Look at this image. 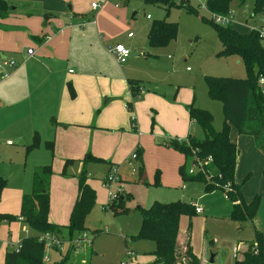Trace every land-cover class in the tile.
Masks as SVG:
<instances>
[{
  "label": "rangeland",
  "instance_id": "1",
  "mask_svg": "<svg viewBox=\"0 0 264 264\" xmlns=\"http://www.w3.org/2000/svg\"><path fill=\"white\" fill-rule=\"evenodd\" d=\"M91 2L101 4L102 0H66V7L70 6L72 10L75 4L79 15L58 17L60 14L57 12L53 15L65 21L75 18L76 25L82 21L86 23V18L94 19V13L90 11ZM109 3L106 9L110 18L96 26L105 27L109 34L110 40L104 42L110 46L108 48L121 43L130 50V55L125 62L118 63L109 52L111 57H103V63L115 80L120 82L122 77L129 78L140 86L139 95L132 99L130 94V100L124 102L123 114H130L126 117V126L122 125L118 130L95 128L91 136H86L82 126L60 124L54 112H49L44 105L34 104L38 103L32 93L34 81L18 75V72L31 67L34 57H28L26 53L27 48L34 49L31 38L30 44L23 46L20 53L1 52L6 60L15 62V67L8 69L0 59V71L5 69L10 74L7 78L0 76V176L6 180L0 195V214L18 216L21 196L32 189L35 168L50 165L48 220L62 228L61 249L51 245L45 247V254L51 261L62 253L67 254L64 264H121L124 261V264H149L155 245L152 240L138 237L141 216L136 207L148 208L154 202L180 200L202 208L200 213L190 217L182 214L179 218V230H190V243L195 255L198 258L206 255L207 264H213L210 256L216 253L215 263L233 264L234 247L239 239L254 238V230L259 228L264 235L263 177L257 180L252 172L254 178L251 176L249 183V176L235 180L244 181L243 187L247 186L260 199L252 221L255 226L251 223L239 225L228 217L231 200L221 190L206 191L201 181L187 176L182 178L178 169L184 160L179 158L180 164L172 168L173 160L155 151V146L166 136L185 140L189 132L197 139L203 138L202 128L189 120V105L207 110L212 115L213 128L221 130L225 126L222 102L208 97L205 77H244V68L234 56L216 54L221 45L212 26V15L206 8L207 0H169L164 4L110 0ZM185 5L196 12L187 11L183 7ZM72 11L75 12V8ZM30 13L35 12L32 10ZM226 16L231 27L240 33L262 28L264 0H230ZM159 20L175 24V37L164 46L150 47L148 30L153 22ZM2 25V30L8 27V24ZM93 27L95 29V24ZM17 30L26 31L21 26ZM128 32L133 33L132 38L127 37ZM68 68L74 69L72 66ZM84 68L91 70L88 64ZM106 101L107 98L102 96V105ZM101 108L100 105L97 109L100 111ZM229 129L241 134L234 126L230 125ZM136 143L142 146L143 151L146 150V165L143 162L146 183L138 180L137 161L130 158ZM87 153L114 162L113 166L119 168L118 180L108 185L104 174L109 165L88 160L85 158ZM195 164L187 163L185 173L189 167L195 172ZM158 169L161 178L159 184H154V174ZM80 171L93 189V201L83 219L85 229L68 237L66 226L76 199ZM242 191L246 200L252 198L245 195V189ZM115 198L119 200L112 203ZM120 207L127 210L118 211ZM33 233L25 223L2 219L0 264H3L5 251L14 249L23 234ZM83 233L85 239L82 238ZM127 250L132 253L130 258L126 256Z\"/></svg>",
  "mask_w": 264,
  "mask_h": 264
},
{
  "label": "trees",
  "instance_id": "2",
  "mask_svg": "<svg viewBox=\"0 0 264 264\" xmlns=\"http://www.w3.org/2000/svg\"><path fill=\"white\" fill-rule=\"evenodd\" d=\"M144 1L164 4L169 0ZM229 1L207 0L206 8L211 14L226 15ZM183 7L191 13L196 12L189 5ZM12 10L13 0H0V21ZM212 26L221 45L216 54L224 57L234 56L242 64L245 72L244 77H205L208 97L222 102L225 126L221 130H215L212 126V115L207 110L189 105L188 117L202 128L203 138L197 139L190 134L185 140L169 139L164 141L163 145L184 156V163L179 168L182 178L187 176L188 179L201 181L206 191L221 190L224 196L231 200V212L228 217L237 224H249L253 221L260 199L255 195L250 200H246L241 190L244 181L236 182L234 179L238 150L231 142L228 131L231 125L239 133L250 136L255 147L264 156V83L258 84V79L264 77V41L259 36L258 30L244 34L234 30L231 24L222 25L212 21ZM175 33L174 23L165 20L155 21L148 30V45L164 46L175 37ZM128 85L131 98H136L140 90L138 82L129 79ZM86 157L90 161L106 163L109 168L115 165L91 154ZM130 158L137 161L138 180L146 183L143 178L142 148L139 145L132 151ZM198 161L202 164L201 170L198 168L195 174L185 173L187 163L190 165ZM83 169L84 165L81 171ZM51 176L50 165L36 167L32 176L31 191L21 196L18 216L0 214V221L17 220L20 217L22 222L34 232L19 239L18 249L6 250L3 264H64L66 262L67 254L58 253L55 261H51L45 254L46 245L61 249L44 239L45 234L62 242V228L48 220ZM262 177L264 179V167ZM77 181V195L66 226L68 237H71L73 232L77 233L85 229L83 219L93 201V189L86 182L83 172ZM154 184H159L158 170L154 174ZM5 185L6 180L0 176V195ZM118 200V198L112 199V203ZM120 209L118 211L127 210L125 207ZM136 209L141 216L138 237L152 240L155 245L151 252L153 258L149 264H200V259L195 255L190 243V230L186 232L179 230V218L182 214L189 217L196 214L194 204L177 200L165 203L154 202L148 208L139 206ZM233 264H264V237L260 230H254L252 239L237 241Z\"/></svg>",
  "mask_w": 264,
  "mask_h": 264
},
{
  "label": "crops",
  "instance_id": "3",
  "mask_svg": "<svg viewBox=\"0 0 264 264\" xmlns=\"http://www.w3.org/2000/svg\"><path fill=\"white\" fill-rule=\"evenodd\" d=\"M108 4H110L108 0H102V3L96 8L91 7L90 11L94 13V19L86 18V23L82 21L76 25L75 18H71V21L58 18L63 14L79 15V9L75 4L72 7V10L75 8V12L71 10L70 6L66 7V0H13V10L0 21V27H3V23L8 24V27H5L4 30L0 29V59L2 64L7 59L3 53H20L23 46L30 44L31 38V42L34 44V52L31 55L27 54L28 57H34L31 67L27 71L18 72V75L21 78L28 77L30 81H34V83L32 82V93L35 94V99L38 100V103L34 104L44 105L49 112H54L55 118L60 124L82 126L81 130L86 133V136H91L95 128L110 127L118 130L120 126H126V117L130 114V112L125 116L123 114L125 110L124 102L130 100L129 78L123 79L122 77L120 82L115 80L113 74L103 63V57H111L108 51L110 46L104 44L106 40L110 39L105 27L97 28L96 25L105 18H110L111 15L106 9ZM32 10L35 13H30ZM55 12L60 15L58 17L53 15ZM65 18L69 19V16ZM93 24H95V29L92 28ZM20 26L26 31L17 30ZM85 26L88 27L85 28ZM78 27L82 29L79 30ZM132 37L133 33L128 38ZM86 64L91 67V70L84 68ZM6 66L8 69L11 68L8 65ZM69 66L74 69L68 68ZM4 72L8 74L5 69H1L0 76ZM67 78H69V81ZM102 96L107 98L103 105ZM100 105L102 108L99 111L97 108ZM133 107L135 108V106ZM96 112L99 114L95 115ZM229 130L230 140L235 142L234 144L238 150L234 179L237 181L242 176H249L247 182L249 183L250 177L254 178L252 172L257 180L260 177L262 178L264 156L256 149L253 139L247 135L236 134L232 129ZM190 134L192 133L189 132L188 136ZM173 138L166 136L164 139L159 140L157 146H155V151L171 158L173 160L172 168H175L176 165L180 164L179 158L184 160V156L163 145L164 141ZM137 145L141 146L136 143L133 150ZM145 156L146 150L143 151L142 148V160L146 165ZM107 161L114 163L110 160ZM109 169V166H107L104 177L108 174ZM158 171L160 179L161 171L159 169ZM178 173L180 175L179 169ZM243 185L241 190L245 189V195L248 198L254 197V192L249 190L247 186L243 187ZM19 222L23 223L22 221ZM251 224L255 226L253 222ZM258 230L262 233L261 228ZM235 247H237V243ZM199 259L200 264H207L208 262V256L206 255ZM216 259L217 254L214 253L213 264L220 263H215Z\"/></svg>",
  "mask_w": 264,
  "mask_h": 264
},
{
  "label": "built area",
  "instance_id": "4",
  "mask_svg": "<svg viewBox=\"0 0 264 264\" xmlns=\"http://www.w3.org/2000/svg\"><path fill=\"white\" fill-rule=\"evenodd\" d=\"M110 1V0H108ZM97 6H99V4L93 2L91 3V7L92 8H96ZM212 15V20L213 22L217 23V24H222V25H225V24H229V18L228 16L226 15H218V14H211ZM146 17H149V15H147ZM258 30V33H259V36L261 37V39L264 41V27L262 28H259L257 29ZM132 35L131 32H129L127 34L128 37H130ZM108 51L113 55V57L115 58V60L118 62V63H123L126 61V59L129 57L130 55V50L125 47L123 44H116L114 47L112 48H108ZM34 50L32 48H28L26 50V53L28 55H31L33 54ZM4 64L10 66V67H14L15 66V62L13 60H5L4 61ZM71 71V70H70ZM2 77H7L8 74L6 73H3L1 75ZM264 83V77H260L258 79V84L259 85H262ZM195 167H196V170L198 168H202V164L201 162H197L195 164ZM118 171H119V168L116 166H112L109 170L110 173L107 174V177H106V181L108 183V185H110L113 181H117L118 180ZM187 173L188 174H194L196 173V171L194 172V170L192 168H189L187 169ZM194 208H195V212L196 213H200L202 211V208L200 206H197L196 204H194ZM17 221H22L20 217H18ZM44 239L48 240L50 242V244H53L55 246H57L58 248L60 247L61 248V241H59V239H55V238H52V236L50 235H47L45 234L43 236ZM82 238L85 239L86 238V235L83 233L82 234ZM19 241L20 240H17L16 244H15V248L14 249H18L19 248ZM237 247L234 248V252L236 251ZM132 255L131 251L127 250L126 251V256L127 258H130ZM45 260H47V257H45ZM125 261L121 264H124Z\"/></svg>",
  "mask_w": 264,
  "mask_h": 264
},
{
  "label": "water",
  "instance_id": "5",
  "mask_svg": "<svg viewBox=\"0 0 264 264\" xmlns=\"http://www.w3.org/2000/svg\"><path fill=\"white\" fill-rule=\"evenodd\" d=\"M179 172H180V169H179ZM212 260H213V254H211L210 256V261L212 262Z\"/></svg>",
  "mask_w": 264,
  "mask_h": 264
}]
</instances>
